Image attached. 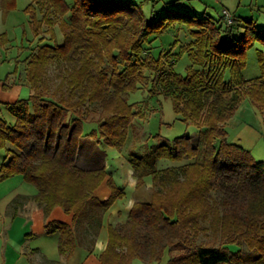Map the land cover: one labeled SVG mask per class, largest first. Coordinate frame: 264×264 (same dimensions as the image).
<instances>
[{
	"label": "trees",
	"instance_id": "16d2710c",
	"mask_svg": "<svg viewBox=\"0 0 264 264\" xmlns=\"http://www.w3.org/2000/svg\"><path fill=\"white\" fill-rule=\"evenodd\" d=\"M15 1L0 0V10L8 12ZM26 13L34 34L45 25L52 42L39 39L25 59L28 98L1 104L14 121L0 118L6 153L0 181L21 176L36 188L33 200L45 216L55 207L72 216L71 225L45 226L47 234H58L59 254L70 257L85 238L93 245L105 213L124 196L107 178L104 158L88 167L78 163L81 138L122 148L133 120L143 117L125 95L139 90L145 70L160 72L165 52H156L153 41L177 24L192 40L186 50L191 64L184 74L169 69L158 80L198 139L182 135L129 152L135 188L150 177L153 189L149 199L134 201L123 223L108 224L99 263L151 264L167 255L166 264H264V162L230 142L226 128L244 100L264 121V53L255 47H264V28L231 16L230 22L172 13L154 18V10L146 20L142 3L127 0H30ZM253 47L260 75L246 79ZM52 64L60 81L49 95ZM87 124L94 126L85 133ZM161 160L182 164L158 169ZM105 180L110 195L98 200L94 192ZM208 234L211 241H198Z\"/></svg>",
	"mask_w": 264,
	"mask_h": 264
},
{
	"label": "rangeland",
	"instance_id": "374dc122",
	"mask_svg": "<svg viewBox=\"0 0 264 264\" xmlns=\"http://www.w3.org/2000/svg\"><path fill=\"white\" fill-rule=\"evenodd\" d=\"M72 3V0H65ZM133 4L142 3V11L146 20L153 18L152 10H154V18H159L167 13L182 15H206L212 18H220L222 6H226L231 14L239 16L245 21H253L258 28H264V0H127ZM30 0H16L13 8L4 13L0 10V83L6 86L20 85L25 83L24 73L22 72L23 64L30 52L35 51L39 45V39H43V43L51 44L50 34L47 27L43 25L41 32L36 36L33 32L30 18L26 13V7ZM240 4V6H239ZM237 5L239 6L237 10ZM41 14H39V18ZM67 19L68 15L66 16ZM228 22V21H227ZM182 27V28H181ZM173 25L166 32L153 41V47L156 52L163 53L162 67L160 72L145 70L146 80L140 85L139 90L125 95L129 103H135V110L143 114L142 118H135L129 126L126 141L120 150L105 146L102 142L82 137L80 140L78 163L82 167H88L94 159L104 158L108 176L114 175L115 182L118 180L120 188L124 191V196L117 199L115 205H119L121 210L129 204L130 200H147L150 198L152 191L151 178L145 180V185L140 189L132 188V171L128 164V154L131 151L144 152L148 147L158 144L161 139L173 140L182 135L197 137L196 128L180 120V116L173 111L172 98L165 93L158 77L168 73L169 69L177 73L184 74L191 62L186 56L187 45L192 41L186 34L185 26ZM54 32L57 41L60 43L63 39L62 32L58 25L54 26ZM150 44H146L148 49ZM255 47L264 53V47L255 43ZM256 48H251L247 52V65L243 72L246 79L254 78L260 75L257 63ZM167 52V53H166ZM162 73V75H157ZM59 69L52 64L48 68L47 80L49 83L48 93H52L59 83ZM228 78L229 73H225ZM20 76V77H19ZM20 82V83H19ZM21 99H26L31 94L29 86L20 85ZM1 107V105H0ZM242 112H238L234 118V124L227 126L228 140L232 143L239 144L245 149L254 152L255 156L264 157V124L259 123L260 117L257 109L246 100L242 104ZM241 108V109H242ZM255 113V115H254ZM0 118H10L7 111L1 110ZM91 124H87L85 133L92 128ZM201 137V136H200ZM199 137V140H200ZM264 162V160H263ZM184 163V162H183ZM182 163H171L166 160L159 161L157 168L162 169L171 166H179ZM134 178V177H133ZM136 183V180H134ZM135 186V184H134ZM148 186V187H147ZM126 214V212H125ZM124 213L120 219L126 220ZM211 234L200 236L199 242L211 241ZM217 245V241L212 242ZM235 247H231V249ZM167 255H165L159 263L166 264ZM131 264H150L142 259H134Z\"/></svg>",
	"mask_w": 264,
	"mask_h": 264
},
{
	"label": "crops",
	"instance_id": "0c3cea01",
	"mask_svg": "<svg viewBox=\"0 0 264 264\" xmlns=\"http://www.w3.org/2000/svg\"><path fill=\"white\" fill-rule=\"evenodd\" d=\"M222 1L225 5H228L224 0ZM239 6L237 5V10ZM224 10H226L232 18H239V16L231 14L226 6H222V15ZM24 68L25 62L22 69L23 73ZM21 84L26 85V83L23 82H21ZM20 85H15L14 83L11 87L10 85L6 86L5 83H0V105L13 103L21 99L19 98L21 93ZM245 101L246 100L239 105L237 111L227 123V126L235 123L234 118L239 111L242 112V104ZM0 108L6 111L2 106ZM240 114H243V112ZM259 116V123L264 124L261 115ZM2 119L8 122L14 121L12 116L8 119ZM251 154L256 160H264V157L259 156V154L258 156H255L254 152H251ZM4 162H6V153L4 150H0V165ZM109 177L115 182L116 178L114 175H107V178ZM131 177V185L132 188H134L135 179L133 175ZM119 181L120 180L117 182L119 183ZM117 182H115V184ZM120 185L121 184L117 186L119 188H124ZM36 192V188L26 183L21 176H13L0 181V264H100L99 255L102 253L107 243L108 224L123 223L125 219L121 220L120 215L122 216L124 213L126 217L131 208L125 206V208L121 210V207H118L119 205L113 207L116 200L105 213L99 234L95 238L94 244L92 245L90 243L91 238H85L76 247L73 254L65 258L59 254L57 249L58 234H47L45 226L52 221L71 225L72 216L65 214L60 207H55L48 216H45L43 209L33 200ZM109 195L110 190L105 180L94 192V196L98 200H105ZM135 200L134 195V199L130 200L129 204L132 206Z\"/></svg>",
	"mask_w": 264,
	"mask_h": 264
},
{
	"label": "built area",
	"instance_id": "2783aa9c",
	"mask_svg": "<svg viewBox=\"0 0 264 264\" xmlns=\"http://www.w3.org/2000/svg\"><path fill=\"white\" fill-rule=\"evenodd\" d=\"M223 14H224L226 20H227L228 22H230V14H229L226 10L223 11Z\"/></svg>",
	"mask_w": 264,
	"mask_h": 264
}]
</instances>
